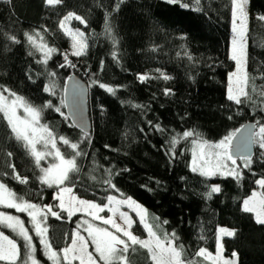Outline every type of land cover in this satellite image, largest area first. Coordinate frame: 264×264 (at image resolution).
Returning <instances> with one entry per match:
<instances>
[{"label": "trees", "instance_id": "obj_1", "mask_svg": "<svg viewBox=\"0 0 264 264\" xmlns=\"http://www.w3.org/2000/svg\"><path fill=\"white\" fill-rule=\"evenodd\" d=\"M118 2L63 0L60 5L49 6L45 0H0V88L10 89L38 108L49 101L60 107L63 115L54 108H44L41 123L53 130L66 156L72 153L59 142L60 136L80 141L85 153L77 158L79 171L70 173L60 188H50L39 181L41 173L34 158L15 140L0 114V182L17 197L39 207L52 205L54 211H60L55 194L63 187L101 206L107 196L120 199L123 194L149 211L150 223L159 225L163 232L176 233V244L184 246L185 261L198 258L195 253L199 248L215 252L218 228L225 226L236 233L223 238L226 257L236 252L238 264H264V225L256 223L254 213L243 211L242 203L253 191H260L255 181L264 177V149L255 144L251 169H242L243 179L239 181L219 175L208 179L193 172L191 137L176 145L174 157L169 151L172 137L186 130L216 143L247 122L264 125V96L260 95L264 91V20L259 18L264 16V0H248L247 91L251 99L242 97L239 105L227 98L229 76L235 69L230 56L231 0H201L200 11L193 10V0H182L189 8L167 0H123L114 10ZM70 11L87 22L85 26L75 19L69 21L73 29L84 32L87 48L81 55H72L71 37L59 26ZM106 24L111 27L110 34L105 32ZM25 34L33 35L36 45L56 49L47 64L42 62L43 52L30 44ZM12 35L20 43L8 39ZM69 61L73 66H67ZM157 69L172 78H158ZM53 72L55 77L50 75ZM73 74L82 77L90 88L92 131L88 139L73 125L61 104L66 80ZM140 75L149 79L141 82ZM50 82L55 85V95L44 90ZM100 83L113 87L114 94L100 88ZM253 85L256 93L252 92ZM166 88L173 94L165 95ZM157 124L164 131H157ZM45 163L41 161V166ZM12 165L15 172L28 178L27 184L14 179ZM209 185L221 188L211 199L206 196ZM23 216L29 225L28 216ZM132 216V232L147 238L139 218L134 213ZM85 220L103 227L99 220L84 214L68 217L61 212V219L47 214L43 223L48 229L46 239L60 254V264H66L62 249ZM85 227L81 225L79 231L88 238ZM0 231L17 243L20 259L16 264H22L26 259L24 240L3 225ZM33 237L38 257L52 264L38 236L33 233ZM89 246L94 251L91 243ZM198 260L210 264L203 258ZM129 261L152 264L147 250L139 246L134 254L130 252Z\"/></svg>", "mask_w": 264, "mask_h": 264}, {"label": "snow or ice", "instance_id": "obj_2", "mask_svg": "<svg viewBox=\"0 0 264 264\" xmlns=\"http://www.w3.org/2000/svg\"><path fill=\"white\" fill-rule=\"evenodd\" d=\"M7 2L11 3V0H7ZM62 2L63 0H45V3L49 6L60 5ZM167 2L169 4L180 3L182 7L189 8V4L183 3L182 0H167ZM200 2L201 0H193V4L195 5L193 10H201L199 7ZM120 3H123V0H119L115 4L114 10L119 9ZM247 3L248 0H231L232 24L235 34L232 40L231 59L236 63V70L229 77L227 98L238 105L242 103L241 97L251 99L247 91L249 84V74L246 67ZM259 18L264 20V16ZM73 19L87 26V22L82 16L71 11L64 15L59 26L71 37L72 55H81L84 49L87 48L84 33L79 29L72 30L66 27L68 22ZM237 21H239V24H237ZM105 32L111 33L110 25L106 24ZM25 36L30 44L43 52L42 62L47 64L48 58L53 52H56V49L48 48L44 44L36 45L33 35L25 34ZM8 39L13 43H20V40L14 35L9 36ZM112 39L115 44V38L113 37ZM113 58H117L115 53L113 54ZM64 59L68 61L67 54H65ZM189 59H191L190 56ZM64 66L66 65H61V67ZM67 66L73 65L69 61ZM157 72H159L158 78L165 81L172 78L159 69H157ZM50 75L55 77L56 74L53 72ZM147 79L149 77L146 75L139 76L141 82ZM76 87L78 88L79 85H76ZM99 87L111 94L115 92L113 87L103 83H100ZM54 88V83L50 82L49 86L44 90L50 95H55ZM256 91L257 89L253 85L252 92L256 93ZM164 94L171 95L173 93L171 89L166 88L164 89ZM260 95L264 96V91L260 92ZM61 104L62 106H67L64 100L61 101ZM44 108H54L56 112L63 115L61 108L54 106L51 101L47 102L43 107L38 108L10 89L0 88V114L6 120L15 140L21 142L29 155L34 158L35 166L41 173L38 177L39 181L50 188L53 186L60 188V186L69 180L70 173L79 171L77 158L85 155V153L80 149V141H72L64 136L58 138L59 142L67 146L72 154L66 156L61 152L60 148L57 147V137L53 130L47 124L41 123ZM20 109H23L25 115L21 116L18 114ZM261 111H264V108ZM65 118L67 119V117ZM256 123L259 125L257 132H252L246 126L243 129L233 131L230 135L225 136L216 143H210L203 139L197 132L186 130L182 134L172 137L170 141V154L174 157L176 145L182 139L187 140L191 137L193 138L191 140V170L193 172L208 179L219 175L232 177L237 181L242 180V169L250 170L253 163L252 146L258 144L260 149H264V125H261L259 121ZM155 129L161 132L164 131L158 124L155 125ZM84 138L88 139L87 134H85ZM37 145H41L42 149L38 148ZM11 155L12 153L9 152L8 156L11 157ZM48 157H51L54 162L49 163L47 167H42L41 161H46ZM238 160L242 161V164H238ZM11 167L15 173L14 179L21 184H27L28 178L22 177L18 172H15V165ZM106 183L110 188H115L111 180H107ZM255 183L259 186L260 191H253L242 202L243 211L254 213L256 223L264 225V177L257 179ZM208 189L206 196L209 199H211L212 194L221 191L219 185H209ZM65 194H68L67 199H65ZM121 197L118 199L114 195H109L106 197V204L101 206L94 202L78 199L72 195V189L70 187H63L55 194V199L59 201L56 207L60 211H54L52 205L39 207L36 204L29 203L17 197L5 183L0 182V207L15 209L17 212L26 213L30 217L33 229L36 235L40 237L43 253L48 260L52 261V264H60L61 256L52 249L51 244L46 239L47 227H41V225L45 223L47 214H51L56 219H61V212H66L68 217H72L76 212H83L87 215H92L93 219L100 220L103 225H110L114 229L112 231L107 227L96 226L87 220L82 221L81 225H86L84 230L87 232L88 238L81 235L79 231L81 225H77L78 230L73 234L70 246L62 249V259L66 264H73V261H79V264H130L129 254L130 252L132 254L135 253L136 246L147 250L152 264H197V260L195 259L188 261L182 259L184 246L182 244H176L177 236L175 232H163L159 225H154L149 222L146 209L131 197H123V194H121ZM124 206L136 212L140 225L146 231L147 238L141 239L131 231L134 221L127 212L121 211V208ZM105 210L111 213V217L105 218L97 215V213L104 212ZM38 216H42V219H38ZM117 217L122 223L117 222ZM158 219V217L153 218V220ZM163 223L166 224L167 221ZM0 225L10 228L24 240L26 259L22 264H39V261L35 257V245L32 242V237L29 235L28 229L24 227V221L17 216L0 212ZM219 233L221 237H234L236 235L235 230H229L224 227L219 229ZM89 243L94 246V251L88 250ZM222 253L223 245L218 244L215 255L205 248H199L195 256L203 258V261L210 262V264H238V253H231L234 259H225ZM19 259L20 248L17 243L0 231V261H6L7 264H16V261Z\"/></svg>", "mask_w": 264, "mask_h": 264}, {"label": "water", "instance_id": "obj_3", "mask_svg": "<svg viewBox=\"0 0 264 264\" xmlns=\"http://www.w3.org/2000/svg\"><path fill=\"white\" fill-rule=\"evenodd\" d=\"M76 85H79L77 88ZM64 101L67 106L66 114L73 125L81 132L90 134L92 131V122L90 117V88L89 84L80 76L73 74L65 83ZM248 126L252 132H256L255 122H247L240 129ZM248 134V133H246ZM235 143V142H234ZM252 157L255 153V144L251 149Z\"/></svg>", "mask_w": 264, "mask_h": 264}, {"label": "rangeland", "instance_id": "obj_4", "mask_svg": "<svg viewBox=\"0 0 264 264\" xmlns=\"http://www.w3.org/2000/svg\"><path fill=\"white\" fill-rule=\"evenodd\" d=\"M246 12H247V17L249 18V14H248V3H247V5H246ZM237 24H239V21H237ZM233 25V24H232ZM66 27L67 28H70V29H72V30H75V29H73L74 27L72 26V25H70V23L68 22V24L66 25ZM233 27V26H232ZM76 29H79L81 32H83V30L82 29H80V28H76ZM247 32H248V19H247ZM247 32H246V39H247ZM84 33V32H83ZM234 32H233V38H234ZM233 40V39H232ZM247 41V40H246ZM71 51H73L72 49H71ZM246 53H247V42H246ZM232 55V42H231V47H230V56ZM246 67H247V65H246ZM236 70V63H235V69H234V71ZM233 71V72H234ZM232 72V73H233ZM231 73V74H232ZM230 74V75H231ZM230 77V76H229ZM7 95V94H6ZM242 98V97H241ZM18 114H20L21 116H23V115H25L24 114V112H23V109H20L19 110V113ZM258 131V130H257ZM256 131V132H257ZM210 143H213V142H210ZM37 147L38 148H40V149H42V146L41 145H37ZM57 147H58V145H57ZM61 150V149H60ZM62 152V151H61ZM63 153V152H62ZM191 155H192V151H191ZM49 159V160H48ZM51 162H54V161H52V158L51 157H48L47 158V160H46V163L45 164H43L42 165V167H47L48 166V164L49 163H51ZM237 163L239 164V161H237ZM191 165H192V160H191ZM72 189V188H71ZM61 190V189H60ZM59 190V191H60ZM72 195H74L75 197H77L78 199H81L80 197H78L74 192H73V189H72ZM68 198V194H65V199H67ZM83 200H85V199H83ZM87 201H89V202H93V201H90V200H87ZM137 202V201H136ZM95 203V202H94ZM138 203V202H137ZM139 205H141L140 203H138ZM104 206V205H103ZM144 209H146L143 205H141ZM15 210V209H14ZM147 210V209H146ZM16 211V210H15ZM15 211H11V212H8V211H5V210H1L0 212H4L5 214H8V215H13V216H17V217H19L21 220H23L24 221V227L25 228H27L28 229V232H29V235L32 237V242H33V244L36 246V240H35V238L33 237V233H34V235H36V233H35V231H34V229H33V225H32V223L30 222V217H28V219H29V222H30V226L32 227V230H33V233L31 232V230H30V227H29V225H28V223L26 222V220H25V217L23 216V215H25L26 213H22V212H15ZM121 211H125V212H127L128 214H129V216L132 218V220L134 221V218H133V213L137 216V214H136V212H134V211H132L130 208H128L127 206H124V207H122L121 208ZM104 212H107V214L105 215V214H103ZM104 212H100V213H97V215H99V216H102V217H105V218H109V217H111V213L110 212H108L107 210H105ZM84 214V215H87V214H85V213H83V212H76L75 214ZM147 213H148V215H149V211L147 210ZM74 214V215H75ZM27 215V214H26ZM87 216H89V217H92L93 218V216L92 215H87ZM138 217V216H137ZM139 218V217H138ZM38 219H42V216H38ZM117 219V222L118 223H122L120 220H119V218L117 217L116 218ZM96 220V219H95ZM99 222H101L100 220H99ZM102 223V222H101ZM134 224V223H133ZM103 225V224H102ZM133 226V225H132ZM41 227H44V225L42 224L41 225ZM103 227H107V228H109V230H112V231H114V229H112L111 228V226L110 225H103ZM222 227H224V228H227V229H229V230H234V229H232V228H228V227H225V226H222ZM221 227H219L218 228V241H217V247H218V244H222L223 245V253H222V255H223V257L225 258V259H234V257H226L225 255H224V244H223V238L225 237V236H223V237H221L220 236V233H219V229H220ZM131 231H132V227H131ZM87 233V232H86ZM5 235V234H4ZM82 235V234H81ZM45 236H46V234H45ZM47 237V236H46ZM39 238V241H40V237H38ZM9 239H12V238H10L9 237ZM68 246H70V244L68 245ZM67 246V247H68ZM90 247V246H89ZM36 248V247H35ZM88 250L89 251H91L90 250V248H88ZM209 251V250H208ZM210 252V251H209ZM213 255H215L216 254V251L215 252H211ZM35 257H36V259L39 261V264H46L44 261H42L39 257H38V255L36 254V252H35ZM193 259H195V260H197V264H202V261H199L198 260V258H192V259H190V260H193ZM188 261V260H187ZM73 263L75 264H79V261H73Z\"/></svg>", "mask_w": 264, "mask_h": 264}]
</instances>
